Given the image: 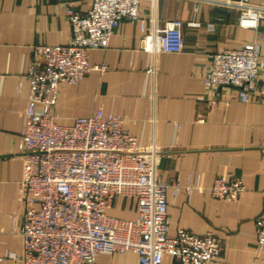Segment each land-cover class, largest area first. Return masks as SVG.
I'll return each mask as SVG.
<instances>
[{"label": "crops", "instance_id": "1", "mask_svg": "<svg viewBox=\"0 0 264 264\" xmlns=\"http://www.w3.org/2000/svg\"><path fill=\"white\" fill-rule=\"evenodd\" d=\"M67 1L0 0V264H20L24 251L21 134L30 91L26 75L37 44L70 42ZM90 6L87 0L81 10ZM141 11L160 27L183 20V51L146 52L141 25L122 22L107 48L88 53L91 66L107 69L91 70L81 82L59 86L57 122L70 125L98 111L122 116L140 146L162 149L159 173L171 184L169 236L180 228L196 234L213 231L225 249L209 264H264L256 228V220L264 218V70L248 102L238 99L235 88L210 90L205 84L217 52L257 44L264 61V19L256 28L243 27L238 10L200 0H143ZM192 21L201 25L191 26ZM219 176L241 178L246 192L239 201L211 196ZM108 214L134 220L138 201L118 198ZM96 264L140 261L135 252H124L99 254ZM162 264L185 263L165 255Z\"/></svg>", "mask_w": 264, "mask_h": 264}, {"label": "built area", "instance_id": "2", "mask_svg": "<svg viewBox=\"0 0 264 264\" xmlns=\"http://www.w3.org/2000/svg\"><path fill=\"white\" fill-rule=\"evenodd\" d=\"M68 0L72 38L66 45L37 44L26 78L30 85L21 157L25 210L20 264H96L99 254L135 252L140 264H162L165 255L185 264H209L225 246L213 231L196 234L180 228L169 236L167 193L160 173L162 149L142 147L125 128V119L98 111L73 124L57 122L61 84H77L91 70L88 53L105 49L124 21L139 23L143 50L180 53L184 21L160 27L141 11L143 0ZM240 12L243 27L264 19V0H200ZM200 26L199 22H189ZM213 30V25H208ZM264 70L260 46L227 49L211 56L205 84L210 90L232 87L248 102ZM153 68L149 72H153ZM217 100H211L214 107ZM173 186V185H172ZM176 193L180 185L174 184ZM215 199L237 202L246 192L241 178L219 176L210 188ZM118 198L138 201L134 220L110 216ZM258 246L264 250V218L256 220Z\"/></svg>", "mask_w": 264, "mask_h": 264}]
</instances>
